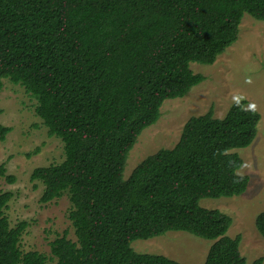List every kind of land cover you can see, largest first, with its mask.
<instances>
[{
	"label": "trees",
	"instance_id": "16d2710c",
	"mask_svg": "<svg viewBox=\"0 0 264 264\" xmlns=\"http://www.w3.org/2000/svg\"><path fill=\"white\" fill-rule=\"evenodd\" d=\"M245 13L264 20V0H0V92L3 78L22 85L49 135L63 141L64 160L34 168L31 179L44 185L41 202L68 195L76 236L56 237L51 256L23 252L29 223L11 226L4 209L13 192H0V264H179L132 247L168 231L214 240L204 264H263L248 263L241 235L227 234L230 215L200 205L246 191L236 149L252 143L261 117L246 99L223 117L213 107L191 116L172 148L124 177L164 101L205 80L190 63L213 64L237 40ZM10 130L0 122V140ZM256 225L264 237V211Z\"/></svg>",
	"mask_w": 264,
	"mask_h": 264
},
{
	"label": "rangeland",
	"instance_id": "374dc122",
	"mask_svg": "<svg viewBox=\"0 0 264 264\" xmlns=\"http://www.w3.org/2000/svg\"><path fill=\"white\" fill-rule=\"evenodd\" d=\"M190 67L205 75V80L184 97L164 101L159 120L141 132L130 150L124 177L128 178L148 155L161 148H172L191 116L213 107L214 116L223 117L234 101L246 99L247 106L261 115L252 143L236 149L243 160L238 173L249 177L246 191L229 197L204 198L200 205L230 215L232 224L227 234L241 235L240 251L248 263L262 258L264 264V237L256 225L258 215L264 211V20L245 13L237 40L213 64L191 62ZM2 80L0 122L11 130L0 140V164L6 167V176L0 178V192H13L4 213L11 226L21 220L29 223L19 243L23 252L35 250L51 256V242L65 230L69 238L76 240L68 216L71 202L67 194L41 202L44 185L32 180L31 173L36 167L62 162L64 143L49 135L48 127L36 113L37 100L22 85L8 78ZM7 176H14L15 180L10 181ZM213 242L185 231H168L157 237L137 239L132 247L141 253L163 254L179 264H204Z\"/></svg>",
	"mask_w": 264,
	"mask_h": 264
}]
</instances>
